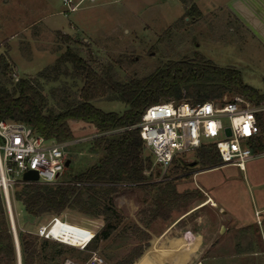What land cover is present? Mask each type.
<instances>
[{"label": "rangeland", "instance_id": "rangeland-1", "mask_svg": "<svg viewBox=\"0 0 264 264\" xmlns=\"http://www.w3.org/2000/svg\"><path fill=\"white\" fill-rule=\"evenodd\" d=\"M186 1L103 0L101 6L86 5L65 15L62 0H0V53L7 50L8 88L19 78H35L70 49L97 72L109 68L118 81L147 76L169 60L202 58L217 67L237 68L243 84L263 92L264 51L234 22L232 0H191L202 16L190 15V19L186 17L190 11ZM79 17L87 21L91 18L93 26L78 28ZM59 66L66 74L56 81L51 80L52 75L51 79H39L47 105L54 110L64 105L63 99L77 96L82 85L71 65ZM69 91L71 97L65 95ZM232 97L231 93L225 94V100ZM93 105L106 113L121 114L126 109L123 102L114 99L96 100ZM259 116L264 120V113ZM70 126L75 137L65 148L70 164L59 182L95 165L103 156L102 147L93 142L97 134L93 123L71 121ZM177 158L192 163L196 153L190 150ZM172 167L165 179L157 175L156 169L147 170L144 182L119 187L113 197L120 212L116 231L99 241L93 252L85 245L63 244L75 250L64 256L62 264H90L93 253L101 264H117L140 243L145 246L143 254L158 244L154 237L183 214L190 215L176 223L161 245H186L171 247L179 256L189 259L191 254L186 264H264V153L247 161L244 171L221 167V163L213 169L196 164L174 175ZM168 181L174 185V191L164 189L169 196L191 192L195 197L190 201H166L167 207L172 206L169 217L162 214L147 226L149 210L156 209L157 200L163 198L160 187ZM203 202L206 204L199 207ZM10 204L16 236L21 232L35 234L40 226L48 229L56 218L86 230L91 228L95 233L104 224L101 216L89 217L75 210L32 218L15 193L14 197L10 193ZM0 214V221H5L12 233L1 198ZM137 227L148 233V242L138 238Z\"/></svg>", "mask_w": 264, "mask_h": 264}, {"label": "trees", "instance_id": "trees-1", "mask_svg": "<svg viewBox=\"0 0 264 264\" xmlns=\"http://www.w3.org/2000/svg\"><path fill=\"white\" fill-rule=\"evenodd\" d=\"M195 13L197 14L196 7L191 6L187 15ZM60 64L71 65L74 77L81 80L82 85L77 96H72L70 91L65 93L72 98L63 99L64 105L59 110H54L47 105V97L39 79H51L49 76L52 75L51 80L56 81L61 74L65 75L66 71L61 72ZM8 70L10 67L5 50L0 53V120L24 123L43 137L58 142L75 138L71 121L93 123L97 133L130 127L140 121L148 106L162 101L184 99L197 103L221 100L227 93H231L232 98L237 95L245 96L254 103L264 99V91L259 92L243 84L237 68L217 67L202 58L169 60L147 76L129 77L125 81L116 80L109 68L95 71L86 60L70 49L35 78H19L10 88ZM185 86L188 89L184 92ZM100 99L119 100L125 104L126 109L121 114L103 112L93 105L94 101ZM258 124L261 134L255 139L253 151L264 153V120L260 116ZM93 142L103 149V156L95 165L56 184H24L17 186L14 192L27 215L32 218L47 213L60 215L66 210H75L89 217L101 216L103 226L84 246L90 252L95 251L99 241L107 240L118 227L120 212L114 205L113 197L119 187L144 182V173L152 166L151 155L145 149L137 129L99 136ZM194 151L195 165L203 169H213L221 163L215 146L211 144L204 143ZM176 158L170 166H173L174 175L191 165V162H181ZM160 188L163 198L157 200L156 209L149 210L151 216L145 221L147 226L162 214L169 217L172 206L167 207L166 201L171 200L173 203L178 198L190 201L195 197L191 192L169 196L164 190L174 191V185L169 181ZM142 213L146 214V211ZM137 230L138 238L148 242V233L139 227ZM17 240L21 264H62L66 259L64 256L75 250L56 240L31 233H18ZM0 241H6L5 244L0 243V264H18L13 235L5 221H0ZM144 247L140 243L117 264H133L141 256Z\"/></svg>", "mask_w": 264, "mask_h": 264}, {"label": "built area", "instance_id": "built-area-1", "mask_svg": "<svg viewBox=\"0 0 264 264\" xmlns=\"http://www.w3.org/2000/svg\"><path fill=\"white\" fill-rule=\"evenodd\" d=\"M99 1L62 0L63 14L76 12ZM261 113H264V99L254 103L242 95L230 100L223 97L197 103L184 99L168 100L148 106L137 124L97 133L93 138L137 129L145 149L153 158L149 170L159 168L158 175L164 179L174 158L196 150L204 143L215 146L221 167L234 166L244 171L247 161L263 154L253 151L255 139L261 134L258 124ZM70 144V141L47 139L24 123L0 120V198L12 230L10 193L14 197L15 188L24 184L58 183L66 168L65 148ZM28 170L36 172L37 181L23 180V174ZM35 234L66 244L61 239L50 237L45 226H40ZM90 264H101L96 253L92 254Z\"/></svg>", "mask_w": 264, "mask_h": 264}, {"label": "crops", "instance_id": "crops-1", "mask_svg": "<svg viewBox=\"0 0 264 264\" xmlns=\"http://www.w3.org/2000/svg\"><path fill=\"white\" fill-rule=\"evenodd\" d=\"M102 1L103 0H100V4H96V5L92 4V5L101 6L102 3H105ZM186 2L189 3L190 8L191 6L196 7L198 15L195 13L193 16H198V18L202 16L196 3L192 2L191 0H187ZM89 6L90 8L94 7L91 5ZM231 13L234 22L237 24L238 27L242 29L244 33H246L249 36V40L253 43H256L264 51V0H232ZM189 16L190 15H186V17L190 19ZM76 26L82 29L89 28L93 26V21L91 18L89 21H87V18L79 17ZM187 215L190 214L181 215L178 218V221L186 217ZM178 221L171 224L162 233L154 237L156 240L159 241L158 244L153 245L148 249H146L144 253L141 255V257L137 259L136 262H134L133 264H137L141 260H145L146 264H167V262H169L170 264H186L189 261L191 254L189 255V259H188L184 256H179L176 253L177 252L176 249L171 248V247H176V248L187 247L186 245L183 246L161 245V243L164 242L165 240L164 239L165 236L169 234L170 230L176 225ZM89 231L92 233V235H94L95 231L92 232L91 228H89Z\"/></svg>", "mask_w": 264, "mask_h": 264}, {"label": "bare ground", "instance_id": "bare-ground-1", "mask_svg": "<svg viewBox=\"0 0 264 264\" xmlns=\"http://www.w3.org/2000/svg\"><path fill=\"white\" fill-rule=\"evenodd\" d=\"M205 204L206 202H203L202 204H200V206H203ZM46 230L48 231L50 237L61 239L62 242L74 246L85 245V243L88 240H91L93 237L92 233L89 230L60 221L58 218H56V220H54L51 224V227ZM145 262V260H141L140 264H146Z\"/></svg>", "mask_w": 264, "mask_h": 264}, {"label": "water", "instance_id": "water-1", "mask_svg": "<svg viewBox=\"0 0 264 264\" xmlns=\"http://www.w3.org/2000/svg\"><path fill=\"white\" fill-rule=\"evenodd\" d=\"M187 88H188V86L184 87V92L187 90ZM226 131L229 134V129H227ZM69 163H70V161L66 160L65 167H68ZM191 165H195V162H192ZM156 173H157V175L159 174V168H156ZM37 179H38V177H37V174L35 171L28 170V171L24 172V174H23V180H25V181H37ZM12 235H13V240H14V244L16 247L18 264H21L20 263V253H19L18 240H17L16 234L14 233V230H12Z\"/></svg>", "mask_w": 264, "mask_h": 264}]
</instances>
